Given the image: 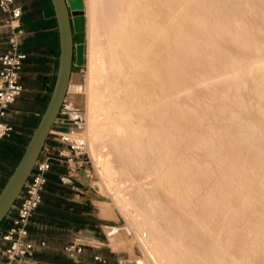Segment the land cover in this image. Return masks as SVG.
I'll use <instances>...</instances> for the list:
<instances>
[{
    "label": "bare ground",
    "instance_id": "1",
    "mask_svg": "<svg viewBox=\"0 0 264 264\" xmlns=\"http://www.w3.org/2000/svg\"><path fill=\"white\" fill-rule=\"evenodd\" d=\"M89 10L105 56L86 125L67 133L98 149L100 175L114 153L156 189L125 184L153 264H264V0H95Z\"/></svg>",
    "mask_w": 264,
    "mask_h": 264
},
{
    "label": "crops",
    "instance_id": "2",
    "mask_svg": "<svg viewBox=\"0 0 264 264\" xmlns=\"http://www.w3.org/2000/svg\"><path fill=\"white\" fill-rule=\"evenodd\" d=\"M16 2L21 6V24L25 28L21 40V50L26 53L21 68V82L24 89L10 106L5 117V120L12 124L13 131L9 136L0 139V145L7 140H15V145L24 149L47 105L54 85L58 67L59 35L50 0H16ZM5 17L6 15L0 10V56L7 47L8 29L3 26ZM58 126L62 130H67L63 124ZM46 144L55 148L59 145L50 137ZM66 168L65 164L54 160L48 171V177L56 175L61 182L56 183L48 179L44 189L47 197L42 198L29 224L31 238L36 242L45 241L46 245L38 248L25 264H90L86 263L85 259H81L85 256L86 247L91 246L89 244L91 242H88L86 237L92 234L90 220L93 215L91 210L93 200L84 190L77 192V187L62 180ZM82 185L84 188L85 184ZM95 209L99 222L94 226L101 228L104 226L106 216L100 215L97 207ZM13 214L14 211L10 210L3 219L0 232L10 226ZM71 225L73 228L76 226L77 233L70 230ZM58 239L63 241L59 242ZM72 243L81 246V251L68 252L64 249L66 245ZM2 245L0 239V248ZM96 245L95 247H98V244Z\"/></svg>",
    "mask_w": 264,
    "mask_h": 264
},
{
    "label": "rangeland",
    "instance_id": "3",
    "mask_svg": "<svg viewBox=\"0 0 264 264\" xmlns=\"http://www.w3.org/2000/svg\"><path fill=\"white\" fill-rule=\"evenodd\" d=\"M94 1L95 0H83L86 19L85 60L82 65H73L67 94L60 111L61 113H59L57 117L59 123L63 120L65 129H67V131L70 132V136L75 139H77L76 135L73 134L75 127L81 124L82 126L86 125L87 122V104L88 98L91 95L88 91V86L91 85L89 81H96L100 72L96 74L95 70L105 56L103 52L101 53L98 51L95 42L91 39L92 29L90 27L88 13H90L89 8H93ZM252 18L251 20L253 21L254 17ZM263 27L264 26L261 27L260 25V30H263ZM131 59V63L134 64V57ZM174 59L176 61L175 57L172 58L173 61ZM96 63H98V65ZM250 114L252 115V113ZM249 121L257 124L261 123L260 120L254 119L251 116H249ZM75 122L78 123L76 124ZM92 125L93 129H95L96 125L93 123ZM53 128L55 130L60 129L58 124ZM83 141L86 142V151L88 153H86L84 157L87 162L81 167L83 173L75 166H66L65 174L62 176V180L78 188L76 190L77 192L79 190H84L93 200L91 209L93 215L90 220L92 234L90 237H86L88 242H91L89 243L91 246L86 247L85 256L82 257L81 260L85 259L86 263L90 264H133L136 258H142L146 260L147 264H153V260L149 253V247L153 244V238L146 236V224L142 216L138 215L137 206L132 203L130 197L127 195V187L125 186V184H147L145 181L147 178L143 176L141 179V177L138 176V171H140L138 166L130 168L125 167L124 161H120V157L116 156L114 153L112 156L115 160V167H112V169L107 167L105 169L103 168V176L100 175L95 167L92 153L93 151L96 153L99 151L94 148V145V149L92 148L91 150V146L88 145L86 139H83ZM10 143L15 144L16 141L10 140ZM23 150L24 149L21 148L16 156L8 152H3L2 154L0 151L2 154L0 155V185L3 184L8 177L12 165L17 163ZM88 155L92 163L89 161ZM249 161L253 163L251 159ZM255 168L257 169L256 166ZM86 175H88L90 180L85 178ZM241 175L245 176V172H242ZM82 184H85L84 188ZM153 184L158 183L154 181ZM147 189L153 192L156 190L152 184H150ZM70 192L72 193V190H70ZM234 195L236 196L237 194L235 193ZM96 207L100 215L106 216L103 222L104 226L101 228L94 226L95 223L97 224L99 222L96 217ZM70 230L73 233H77L76 226L73 228L71 225ZM58 241L62 242L63 240L58 239ZM96 244H98V247H95L97 246Z\"/></svg>",
    "mask_w": 264,
    "mask_h": 264
},
{
    "label": "built area",
    "instance_id": "4",
    "mask_svg": "<svg viewBox=\"0 0 264 264\" xmlns=\"http://www.w3.org/2000/svg\"><path fill=\"white\" fill-rule=\"evenodd\" d=\"M0 10L6 15L3 26L8 29L7 47L0 56V139H2L13 131L12 124L6 121L5 117L10 106L24 89L21 82V68L26 53L21 50V40L25 34V28L21 24V6L16 0H0ZM57 124L64 125L63 120L59 123L56 118L53 127ZM53 127L49 137L59 145L55 148L45 143L30 176L10 209L14 211L11 224L0 232V239L3 242L0 248V264H25L38 248L46 245L45 241L36 242L31 238L29 224L42 201V193L52 162L56 160L80 170L87 162L84 158L87 153L85 143L71 139L67 130H55ZM89 161L91 162L90 159ZM65 250L80 252L81 246L72 243L67 245Z\"/></svg>",
    "mask_w": 264,
    "mask_h": 264
},
{
    "label": "water",
    "instance_id": "5",
    "mask_svg": "<svg viewBox=\"0 0 264 264\" xmlns=\"http://www.w3.org/2000/svg\"><path fill=\"white\" fill-rule=\"evenodd\" d=\"M59 35L58 67L47 105L19 160L0 189V224L18 198L43 149L65 100L73 65L85 60L83 0H50Z\"/></svg>",
    "mask_w": 264,
    "mask_h": 264
},
{
    "label": "trees",
    "instance_id": "6",
    "mask_svg": "<svg viewBox=\"0 0 264 264\" xmlns=\"http://www.w3.org/2000/svg\"><path fill=\"white\" fill-rule=\"evenodd\" d=\"M3 139V138H2ZM20 149H21V146H19V145H15V144H11L10 143V140H7V141H5L4 143H3V145L1 144L0 145V151L2 152V154H3V152L4 153H10V154H12V155H14V156H16L18 153H19V151H20ZM1 152H0V155H2L1 154ZM16 165V163L14 164V165H12V168H11V170L9 171V174H8V176L10 175V173L12 172V170H13V168H14V166ZM8 178V177H7ZM6 178V179H7ZM48 179H50V180H52L53 182H56V183H60L61 182V179L58 177V176H56V175H51L50 177H48V174H47V182H48ZM6 181V180H5ZM5 181H4V183H5ZM3 183V184H4ZM3 184H1L0 185V189H1V187L3 186ZM47 184V183H46ZM46 186V185H45ZM45 189V188H44ZM47 197V195L44 193V190H43V193H42V198L44 199V198H46ZM38 208V207H37ZM70 217V216H69ZM72 218H75V216H72Z\"/></svg>",
    "mask_w": 264,
    "mask_h": 264
}]
</instances>
